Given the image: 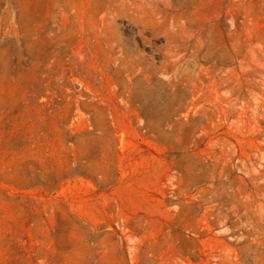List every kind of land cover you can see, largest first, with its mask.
I'll list each match as a JSON object with an SVG mask.
<instances>
[{"label":"rangeland","instance_id":"obj_1","mask_svg":"<svg viewBox=\"0 0 264 264\" xmlns=\"http://www.w3.org/2000/svg\"><path fill=\"white\" fill-rule=\"evenodd\" d=\"M0 264H264V0H0Z\"/></svg>","mask_w":264,"mask_h":264}]
</instances>
